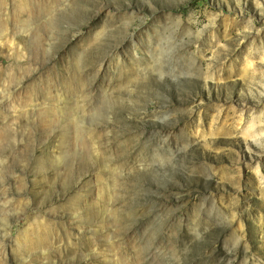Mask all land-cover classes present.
Listing matches in <instances>:
<instances>
[{"label":"rangeland","instance_id":"obj_1","mask_svg":"<svg viewBox=\"0 0 264 264\" xmlns=\"http://www.w3.org/2000/svg\"><path fill=\"white\" fill-rule=\"evenodd\" d=\"M0 264H264V0H0Z\"/></svg>","mask_w":264,"mask_h":264}]
</instances>
